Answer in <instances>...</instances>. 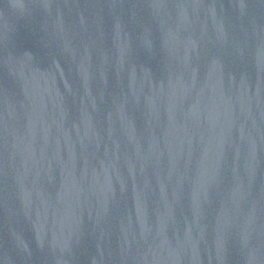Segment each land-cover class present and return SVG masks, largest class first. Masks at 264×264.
<instances>
[{
	"label": "water",
	"instance_id": "1",
	"mask_svg": "<svg viewBox=\"0 0 264 264\" xmlns=\"http://www.w3.org/2000/svg\"><path fill=\"white\" fill-rule=\"evenodd\" d=\"M0 264H264V0H0Z\"/></svg>",
	"mask_w": 264,
	"mask_h": 264
}]
</instances>
